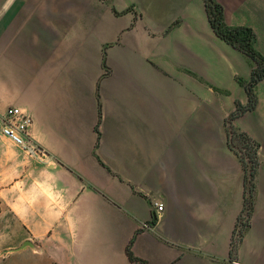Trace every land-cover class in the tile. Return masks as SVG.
I'll list each match as a JSON object with an SVG mask.
<instances>
[{
  "label": "crops",
  "instance_id": "crops-1",
  "mask_svg": "<svg viewBox=\"0 0 264 264\" xmlns=\"http://www.w3.org/2000/svg\"><path fill=\"white\" fill-rule=\"evenodd\" d=\"M216 1L264 56V0ZM253 64L204 0H0V127L18 107L43 150L0 131L3 264H136L132 238L144 264H264V79L233 120L260 162L229 260L244 172L225 118Z\"/></svg>",
  "mask_w": 264,
  "mask_h": 264
},
{
  "label": "trees",
  "instance_id": "trees-1",
  "mask_svg": "<svg viewBox=\"0 0 264 264\" xmlns=\"http://www.w3.org/2000/svg\"><path fill=\"white\" fill-rule=\"evenodd\" d=\"M204 6L213 32L226 43L250 57L254 63L248 79L236 77V81L247 94V102L242 104L239 100H235L234 110L225 118L228 145L238 156L244 172L242 207L230 240L229 260L233 261L237 258L238 245L249 226L255 200V174L260 162L258 156L259 143L246 132L234 127L233 120L243 113L253 110L256 106L255 87L260 80L264 79V56L254 47V33L251 28L247 26H228L224 22L223 8L216 0H204ZM211 87L216 91H220L214 86ZM154 223L155 216L153 215L147 225ZM132 240L133 238L125 248L126 255L131 262L144 264V260L132 253Z\"/></svg>",
  "mask_w": 264,
  "mask_h": 264
},
{
  "label": "built area",
  "instance_id": "built-area-1",
  "mask_svg": "<svg viewBox=\"0 0 264 264\" xmlns=\"http://www.w3.org/2000/svg\"><path fill=\"white\" fill-rule=\"evenodd\" d=\"M31 123L32 119L28 114L22 112L18 107H11L7 110L5 118L2 120L0 131L28 154L35 155L42 153L43 150L38 148L30 138L28 130ZM153 206L156 211H161L163 208V204L157 201L153 202ZM147 226V224H143L142 227ZM233 264L238 263L233 262Z\"/></svg>",
  "mask_w": 264,
  "mask_h": 264
},
{
  "label": "rangeland",
  "instance_id": "rangeland-1",
  "mask_svg": "<svg viewBox=\"0 0 264 264\" xmlns=\"http://www.w3.org/2000/svg\"><path fill=\"white\" fill-rule=\"evenodd\" d=\"M5 257L4 254H0V264H3V260H5ZM13 257H11L10 259H8L7 263L10 262V260L12 259ZM4 263L6 264V261H4Z\"/></svg>",
  "mask_w": 264,
  "mask_h": 264
}]
</instances>
